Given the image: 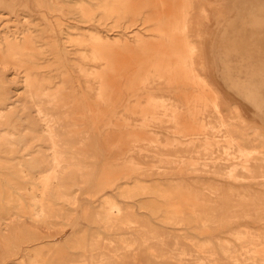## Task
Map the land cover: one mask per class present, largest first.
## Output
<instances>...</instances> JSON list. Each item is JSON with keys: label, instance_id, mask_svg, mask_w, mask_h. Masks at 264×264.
Returning <instances> with one entry per match:
<instances>
[{"label": "rangeland", "instance_id": "374dc122", "mask_svg": "<svg viewBox=\"0 0 264 264\" xmlns=\"http://www.w3.org/2000/svg\"><path fill=\"white\" fill-rule=\"evenodd\" d=\"M0 264H264V0H0Z\"/></svg>", "mask_w": 264, "mask_h": 264}, {"label": "bare ground", "instance_id": "6f19581e", "mask_svg": "<svg viewBox=\"0 0 264 264\" xmlns=\"http://www.w3.org/2000/svg\"><path fill=\"white\" fill-rule=\"evenodd\" d=\"M173 19H174L173 20L174 21L173 28L175 30V27H176V30H177L176 33H178V34L179 33H183V31H184V29L186 27V25L184 23V20L181 17H178L176 15L174 16ZM98 38H99V36H98ZM97 40H99V39H97ZM176 46H177V55L175 56L176 58H174L175 59L174 60L175 61L174 62L175 63L174 68H173V70H171V67L169 66L170 69L168 67L167 72L169 73L170 76L175 77V78H178V79L182 80L183 82L185 81L186 84L198 85V86L200 85V87H202V88L204 87V88L208 89V92L211 95V101H210V103L213 106H215V104H216L215 102H216V99L218 98V94H216V92L214 91V89H212V88L209 87V85L207 84V82L203 78H200L194 72V69H193L192 65L187 60V44H186L185 39L177 40V45ZM170 55L172 56V54H170ZM173 56H174V53H173ZM167 60H168V58H167ZM166 62H165V65L167 64ZM158 64H159V68H160V65L162 63H156L155 65L157 66ZM155 69L158 70L157 67H155ZM160 69H161L160 70V73H161L162 72V67ZM164 71H166V70H164ZM164 74H165V72H164ZM165 75L167 77V73ZM213 91H214V93H212ZM183 98H184V101H183L184 102V105L186 106V110L190 114V118L188 120H185L184 117H183V115L178 111V109L177 110L176 109H173V110L170 111V112H172L170 118H171L172 122L174 123V126H176V125H184L185 126V125H190L191 124V125H196L197 127H201V125L199 123H197V114L200 111L198 109H199V106L201 104L203 105L206 102L207 98L203 97V95H200V94H198V95H193V94H188L187 95V94H185V96ZM155 100L153 99V97L152 98H149L148 99L149 105L150 104H153L154 105L156 103ZM235 116L238 117V118H240V116H239V114H238L237 111H235ZM187 122H188V124H186ZM149 137L151 138L152 136H149ZM154 138H152L151 141L154 140Z\"/></svg>", "mask_w": 264, "mask_h": 264}]
</instances>
